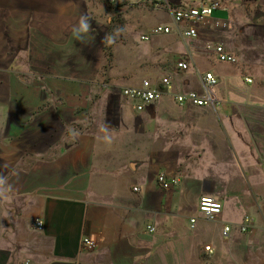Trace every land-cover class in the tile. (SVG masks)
Here are the masks:
<instances>
[{"label":"crops","instance_id":"0c3cea01","mask_svg":"<svg viewBox=\"0 0 264 264\" xmlns=\"http://www.w3.org/2000/svg\"><path fill=\"white\" fill-rule=\"evenodd\" d=\"M206 1L0 0V264H264V58L258 39L220 37L253 26L264 0H219L183 39L171 10ZM82 15L87 44L72 34ZM158 25L171 32L140 40ZM206 72L214 108L177 104ZM164 77L172 93L142 112L120 94ZM159 173L177 186L163 190ZM201 195L222 203L215 219L198 212Z\"/></svg>","mask_w":264,"mask_h":264},{"label":"built area","instance_id":"2783aa9c","mask_svg":"<svg viewBox=\"0 0 264 264\" xmlns=\"http://www.w3.org/2000/svg\"><path fill=\"white\" fill-rule=\"evenodd\" d=\"M108 3L115 4L119 0H106ZM163 0H150L151 3H160ZM219 0H208L201 5H186L171 10L172 20L176 26L180 27V35L183 39H195L198 36V25L207 24V20L212 15L213 11L220 8ZM171 27L165 25H158L153 27L148 34L140 36V40L149 41L151 36L169 34ZM206 48L210 50L218 61L224 63H235L236 59L233 55L226 52L221 44H207ZM189 65L186 61H178L176 68L179 71H186ZM246 83H251L250 78H245ZM217 84V79L212 72H206L201 78V92L188 91L186 93H172V81L170 77H164L159 84L154 85L149 80H143L138 86L123 87L120 91L121 96L130 101L137 112H142L147 106L160 101L163 95L167 92L173 94L174 101L179 105H191L194 107H213L216 104L215 99L211 95V89ZM158 185L163 190H169L177 186L178 180L175 178H168L164 173H159L156 177ZM138 191V187L133 188ZM222 203L210 196L201 195L198 200V212L207 220L215 219L222 211ZM196 219H190L191 227H194ZM253 218L245 215L239 224V231L247 233L253 227ZM36 227H42L43 223L39 219L34 220ZM149 232H153L152 226H147ZM232 231L230 225H225L222 228L221 236L228 238ZM81 245L86 250H93L97 243L92 237H83ZM211 252V251H210ZM27 264V263H26Z\"/></svg>","mask_w":264,"mask_h":264},{"label":"rangeland","instance_id":"374dc122","mask_svg":"<svg viewBox=\"0 0 264 264\" xmlns=\"http://www.w3.org/2000/svg\"><path fill=\"white\" fill-rule=\"evenodd\" d=\"M258 18H259L258 20L256 18L253 19L252 21L253 26L245 27L241 31L236 29L234 30L233 34H230V33L220 34L221 35L220 37H222V39H258L256 40L254 44L256 46L255 51H257V53L261 55V58H264V13L262 12L258 13ZM148 32L150 31H147L144 34H148ZM156 36L157 35L151 36L150 39H154V37ZM204 37L208 38L207 33L205 34ZM195 39H198V38H195ZM110 45L111 44L105 43V48H108V46ZM254 45L252 46L254 47ZM247 49L250 50L251 47L249 46ZM261 62L264 64V59L260 60V63Z\"/></svg>","mask_w":264,"mask_h":264},{"label":"clouds","instance_id":"9594fccd","mask_svg":"<svg viewBox=\"0 0 264 264\" xmlns=\"http://www.w3.org/2000/svg\"><path fill=\"white\" fill-rule=\"evenodd\" d=\"M91 29H92V23L90 18L86 15H82L78 23L75 26H73L72 34L74 39H76L81 43L87 44L88 40L86 38L90 35ZM104 43L112 44L113 37L106 35L104 39ZM102 131H107V127L105 126V128H103ZM103 140L106 143H111V137L108 135H105L103 137ZM4 183H5L4 179L0 178V186H3ZM0 196H4V192L2 190H0ZM4 198L7 199L8 197L5 196Z\"/></svg>","mask_w":264,"mask_h":264}]
</instances>
